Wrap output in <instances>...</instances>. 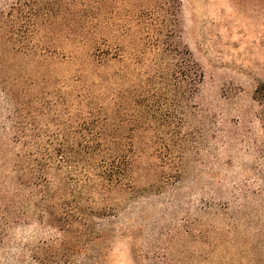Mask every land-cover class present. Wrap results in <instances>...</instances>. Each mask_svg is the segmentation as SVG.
<instances>
[{
  "label": "rangeland",
  "instance_id": "obj_1",
  "mask_svg": "<svg viewBox=\"0 0 264 264\" xmlns=\"http://www.w3.org/2000/svg\"><path fill=\"white\" fill-rule=\"evenodd\" d=\"M15 1L0 0V11ZM176 3L172 34L158 39L157 53L177 48L175 58L183 52L202 74L183 106L182 126L172 119L187 136L183 149L171 146L178 140L164 130L136 138L147 150L133 193L96 199L85 211L91 207L90 220H40L31 203L1 244L0 264H264V0ZM132 38L131 54L142 44ZM168 57H158L156 66L149 52L144 57L148 77L161 86L159 74L170 79ZM58 62L51 66L68 76L71 68ZM12 63L14 72L0 73V204L8 196L24 212L31 176L13 138L49 96L36 89L19 95L32 75L25 58ZM8 76L19 85L6 83ZM59 222L73 227L63 232Z\"/></svg>",
  "mask_w": 264,
  "mask_h": 264
},
{
  "label": "trees",
  "instance_id": "obj_2",
  "mask_svg": "<svg viewBox=\"0 0 264 264\" xmlns=\"http://www.w3.org/2000/svg\"><path fill=\"white\" fill-rule=\"evenodd\" d=\"M178 8L176 0H16L0 11V73L14 72L12 62L25 58L32 77L21 81L19 95L36 89L41 97L43 90L49 96L30 115L42 123L35 125L36 118L32 124L22 122L14 134L32 193L24 212L8 196L2 200L0 247L31 203L40 220H90L91 207L85 211L96 199L133 193L134 175L147 150L136 138L149 131L155 136L164 130L178 140L171 146L183 149L187 136L171 126L172 119L182 126L183 106L200 86L202 74L181 50V58H175L177 48L171 50L166 42L162 54L157 53L158 39L172 34ZM130 38L142 43L133 54ZM147 52L152 66L158 57L171 58L170 79L157 76L163 86L148 77ZM59 60L71 68L68 76L51 66ZM7 80L14 87L20 82L10 76ZM133 81H138L135 87ZM171 146H165L167 151ZM59 223L63 232L73 227Z\"/></svg>",
  "mask_w": 264,
  "mask_h": 264
}]
</instances>
